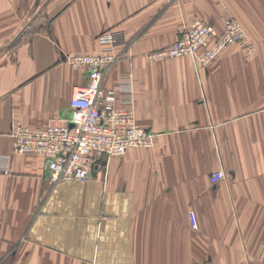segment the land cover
<instances>
[{
  "label": "crops",
  "instance_id": "crops-1",
  "mask_svg": "<svg viewBox=\"0 0 264 264\" xmlns=\"http://www.w3.org/2000/svg\"><path fill=\"white\" fill-rule=\"evenodd\" d=\"M230 15L253 55L147 59L193 20L221 34ZM111 31L128 45L102 86L132 101L155 145L54 185L12 131L73 115L88 71L68 57L101 54ZM0 264H264V0H0Z\"/></svg>",
  "mask_w": 264,
  "mask_h": 264
},
{
  "label": "built area",
  "instance_id": "built-area-1",
  "mask_svg": "<svg viewBox=\"0 0 264 264\" xmlns=\"http://www.w3.org/2000/svg\"><path fill=\"white\" fill-rule=\"evenodd\" d=\"M106 49L92 56L68 57L75 68H87L88 82L78 86L71 99L73 115L55 117L41 129L15 127L12 131L16 154L41 155L46 161L47 177L52 184L81 182L93 178L105 157H121L134 148H151L156 134L142 127L130 99H120L114 89L103 88L105 73L118 61L113 49L128 45L124 31H111L100 37ZM239 44L248 56L256 47L240 22L229 16L224 31L195 19L182 31L178 40L167 48L147 54L150 62L177 57H190L197 69L208 66L231 45ZM225 178L220 170L212 182ZM191 225L198 229L195 212H190Z\"/></svg>",
  "mask_w": 264,
  "mask_h": 264
},
{
  "label": "rangeland",
  "instance_id": "rangeland-1",
  "mask_svg": "<svg viewBox=\"0 0 264 264\" xmlns=\"http://www.w3.org/2000/svg\"><path fill=\"white\" fill-rule=\"evenodd\" d=\"M249 37H250V36H249ZM250 38H251V37H250ZM252 41H253V40H252ZM243 50H244V49H243ZM255 51H256V50H255ZM244 53H245L246 56H248L247 53H246L245 51H244ZM254 53H255V52H254ZM252 55H253V54H252ZM250 56H251V55H250Z\"/></svg>",
  "mask_w": 264,
  "mask_h": 264
}]
</instances>
